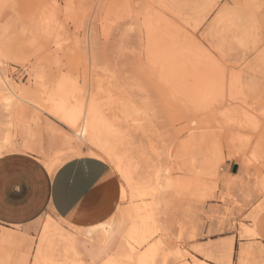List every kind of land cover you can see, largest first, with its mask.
I'll return each instance as SVG.
<instances>
[{"label":"rangeland","instance_id":"obj_1","mask_svg":"<svg viewBox=\"0 0 264 264\" xmlns=\"http://www.w3.org/2000/svg\"><path fill=\"white\" fill-rule=\"evenodd\" d=\"M194 59L197 74H209L202 84L178 69ZM0 65L16 91L40 105H50L47 95L63 83L68 105L93 97L106 119L102 133L80 141L60 117L37 113L61 133L47 152L52 169L65 157L104 160L111 193L97 200L94 191L73 220L45 216L31 229L9 230L33 245L48 221L64 227L54 224L58 243L41 264H241L243 249V264H264V0H0ZM169 73L173 83L182 74L180 86L165 84ZM24 105L12 109L26 122L32 109ZM10 132L15 153L43 164ZM141 153L161 177L160 192L134 200L116 159L137 161ZM185 178L186 191L167 186ZM147 205L153 234L125 216ZM122 219L106 256L91 261L96 232ZM32 257L31 249L26 262L0 256V264H32Z\"/></svg>","mask_w":264,"mask_h":264},{"label":"bare ground","instance_id":"obj_2","mask_svg":"<svg viewBox=\"0 0 264 264\" xmlns=\"http://www.w3.org/2000/svg\"><path fill=\"white\" fill-rule=\"evenodd\" d=\"M39 22L40 23L38 24V26L40 24L42 26V23H44V21L43 22L39 21ZM43 25L47 26L46 28L49 29V25H47V23ZM39 28L41 29L40 26ZM41 31H43L41 33L42 35L47 34V33L45 34V31L43 30V28ZM89 47L91 48L90 44H89ZM158 47H161V46L157 45V49ZM158 52L159 51L155 52L156 56H158L159 54H162L161 52H159L158 54ZM191 57L193 56H189V54L186 55V59H192ZM186 59H184V61ZM192 61H194V64L192 65L189 63V61H188L189 65L188 63L187 65H185L184 62H182L181 65H179L181 66V68L178 67V69H182V67H185L184 71L183 69L181 70L182 72H185V75L189 74L190 76L191 72L192 74L194 72L197 74L198 72L196 71V69L198 68L195 65L196 60L194 59V60H191V62ZM197 61L199 63L201 62L199 60ZM156 62L158 61L156 60L155 63ZM182 64L184 66H182ZM192 66H194L196 69H194V67L192 68ZM188 67L190 68L189 71L188 69L186 70V68ZM175 68H177V66ZM1 69H0V155L2 154L3 151L9 149L12 146L13 141H12V134L10 132V128L12 129L14 133H19L20 136L22 137L21 150L23 151L37 153L46 158L47 152L50 149H54L57 146H59V144L61 143L60 131H57L55 129L42 125L40 123L41 122L40 116L37 114L38 112L40 113L45 112V113L52 114L55 117L56 116L60 117L63 123L69 126L75 138H78L80 141H84V139L87 137L93 138L99 135V133H102L103 130L105 129L106 119L101 115V111H102L101 107L99 105H95L93 97H89L88 100L85 101L83 107L81 106L77 108L75 105H68L67 98L64 92V84L61 83L58 85L57 89H55L53 93H50L49 95H47L45 101L49 103L50 105H40V103L36 101L34 98L31 99L26 94L18 93L16 89L14 88L10 79L6 76L5 72H3V70ZM200 69H204V68L202 67V68H199V70ZM174 70L177 71V69H174ZM204 73H205V76H209L207 72H204ZM204 73H203V77H205ZM169 74H170L169 76L170 79L167 76V74L162 75V80L166 79L165 84H166V81L169 80L171 82L173 80L171 78L173 74L172 75L171 73ZM200 74L196 75L195 82L202 84V81L200 78H203V77H201L202 74L201 75ZM164 75H166V77L168 78L165 77L164 79ZM178 75H176V78ZM181 76L182 74L180 75V77L177 78L176 81L174 80V83H176L177 86H180L178 83L179 82L178 79H180ZM185 77L188 78V76H185ZM207 78L208 77H206V79ZM210 78H209V82H210ZM198 79H200L201 82L198 81ZM211 79L214 80V78H211ZM180 80H182V78ZM187 82H191L190 78L188 79ZM204 82H207V80L203 79V83ZM213 82L215 83V85L218 84L216 83V80H214ZM174 83L171 86L177 87V86H174ZM211 84L209 83L210 86ZM210 86H207V88H204L205 86L203 85L202 88L205 90H208V87L210 88ZM197 90L200 91V87L198 88L197 86ZM199 91H197V94L201 92ZM199 97L200 96L198 95V98ZM197 100L198 99H196L195 102H198ZM207 101L208 100H206L205 102ZM195 102H192V105ZM16 103H20L22 104V106L23 104H25L24 106H28L30 109H32V114L30 115L29 119L26 122L22 121V116L18 112L12 109L13 104H16ZM245 103L248 104V101L246 100ZM201 105L202 103L200 105H198L197 103V106L194 109L198 110V107ZM250 105L251 104H249V106ZM193 122L194 121H192L191 123ZM116 161H117V168L122 176L123 182L126 188L131 193V196H130L131 199L142 200L143 198L152 197L160 192V191L158 192L157 190L159 187L158 185L159 178L161 177L158 176V171H156L153 165L149 162V159H147L142 153L139 155L137 161L133 159H127V160L122 159L121 161L120 158L116 159ZM210 163L211 161L208 160L206 162V166L211 165ZM46 165H47L48 170L52 172L53 169L50 163L47 162ZM261 185L264 189V181H262ZM167 186L173 187V188H179L182 186V188L186 191L190 186V181L185 178L183 179V181L178 183L175 180L169 179L167 180ZM125 216L126 217L130 216L133 219H139L141 221H144L148 225V232H150L151 234L157 231V229L153 227L152 225L153 217L151 214V207L148 205L144 207H135L131 211L126 213ZM123 225H124V219H122V221L120 220L117 222L106 223L102 226V228L98 232H96V236L94 237L93 242L90 243V249L88 252V257L90 258L91 261H98L104 256H106L105 254L108 251L107 248H108L109 243L112 242L113 239L121 233V231L123 230ZM54 226H55L54 223L50 221L44 224L39 237L37 238L36 242L33 245H31L32 243H30V241H25L24 239L17 238L16 236H12L11 234L1 231L0 232V256H5L7 258H13L17 261L26 262L30 254V251L32 249L33 250L32 264H41L42 262H46L48 257L51 255V253L56 248V245L58 243L56 235H55ZM158 245H154L155 251L158 250Z\"/></svg>","mask_w":264,"mask_h":264},{"label":"crops","instance_id":"obj_3","mask_svg":"<svg viewBox=\"0 0 264 264\" xmlns=\"http://www.w3.org/2000/svg\"><path fill=\"white\" fill-rule=\"evenodd\" d=\"M14 151L10 147L0 155V227L25 241H29L25 235L9 230L31 229L45 216L61 222L73 220L110 173L106 161L87 155L62 158L50 172L46 165L48 159L42 155L43 164ZM97 175L100 179L90 183ZM252 220L256 229L263 231L262 224L255 217ZM224 248L230 256L232 242L225 243ZM245 252V249L240 252L241 264Z\"/></svg>","mask_w":264,"mask_h":264},{"label":"snow or ice","instance_id":"obj_4","mask_svg":"<svg viewBox=\"0 0 264 264\" xmlns=\"http://www.w3.org/2000/svg\"><path fill=\"white\" fill-rule=\"evenodd\" d=\"M261 115L264 116V113H262ZM54 179H55V177H54ZM99 179H100V176L97 175L96 177L93 178L92 181H89V182L94 183L96 180H99ZM94 194L96 195L97 200H101V199L106 200L111 195V193L107 190V185L104 183H101L99 185V187L95 189ZM152 243H153V241H148V244H152ZM154 264H160V261L156 260L154 262Z\"/></svg>","mask_w":264,"mask_h":264}]
</instances>
